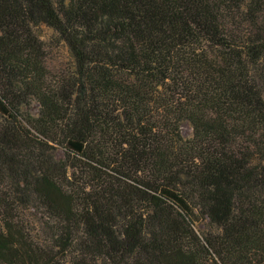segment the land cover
<instances>
[{
	"label": "trees",
	"instance_id": "16d2710c",
	"mask_svg": "<svg viewBox=\"0 0 264 264\" xmlns=\"http://www.w3.org/2000/svg\"><path fill=\"white\" fill-rule=\"evenodd\" d=\"M0 264H264V0H0Z\"/></svg>",
	"mask_w": 264,
	"mask_h": 264
},
{
	"label": "rangeland",
	"instance_id": "374dc122",
	"mask_svg": "<svg viewBox=\"0 0 264 264\" xmlns=\"http://www.w3.org/2000/svg\"><path fill=\"white\" fill-rule=\"evenodd\" d=\"M42 38L45 41V43L47 45L52 46V42H53V35L51 30L44 28L43 32H42ZM49 55H50V59L49 62L51 64L52 68H59L60 66H63L64 62H66L68 60V54L65 48L60 47V48H52L49 51ZM38 111V104L34 103V107H33V113H37ZM182 134L184 136V138L189 139L193 136V129L191 127V125L188 122H184L182 124ZM58 156H61V152H58ZM36 229L37 230H41L39 223H36ZM200 228V226H199Z\"/></svg>",
	"mask_w": 264,
	"mask_h": 264
}]
</instances>
